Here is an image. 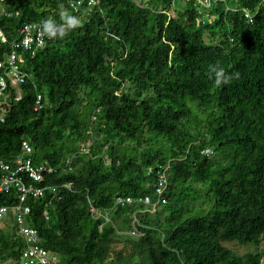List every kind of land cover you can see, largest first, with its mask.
<instances>
[{"label": "trees", "instance_id": "1", "mask_svg": "<svg viewBox=\"0 0 264 264\" xmlns=\"http://www.w3.org/2000/svg\"><path fill=\"white\" fill-rule=\"evenodd\" d=\"M69 1L0 0L1 52L25 22L66 33L25 54L21 98L8 88L0 122V158L27 140L53 169L44 183L57 190L28 200L41 244L58 264H264V0ZM5 226L0 264H19L23 241Z\"/></svg>", "mask_w": 264, "mask_h": 264}, {"label": "built area", "instance_id": "2", "mask_svg": "<svg viewBox=\"0 0 264 264\" xmlns=\"http://www.w3.org/2000/svg\"><path fill=\"white\" fill-rule=\"evenodd\" d=\"M97 1L87 0V3L92 6ZM198 1L205 6L212 4L211 0ZM69 4L78 10L84 4V0H70ZM244 11L245 16L252 21L253 15L250 11L248 9H244ZM15 15H19V12L16 11ZM4 41H6V36L0 28V122L5 120L7 104L12 100L8 88L10 86L17 87L25 79V74L21 69V64L26 59L25 54L35 55L39 49L43 48L46 44V34L43 31L42 22L30 21L20 27L17 37L11 42V47L6 53L1 52ZM15 98H21V93L19 92ZM41 107L42 97L39 94L36 109ZM34 152V147L30 142L24 140L21 150L11 162L0 158V193L14 192L16 197L15 201L0 205V219L9 217L15 225L17 235L23 241L19 264H58L60 255L43 246L38 229L27 223V217L32 211L28 200L43 196L49 190L55 192L58 188L56 185L44 183L45 174L53 169L48 162H35ZM167 170L168 167L160 165L157 170V179L153 183L154 193L157 194L158 202L161 203L167 201L164 193L168 183ZM147 172L151 173L152 168H149ZM63 185L70 187L71 183ZM138 200L148 204L151 198L150 195H146L139 197ZM115 201L117 205L125 206L134 202V197L117 195ZM90 209L95 213L96 209L92 203ZM101 227L102 225H100Z\"/></svg>", "mask_w": 264, "mask_h": 264}, {"label": "clouds", "instance_id": "3", "mask_svg": "<svg viewBox=\"0 0 264 264\" xmlns=\"http://www.w3.org/2000/svg\"><path fill=\"white\" fill-rule=\"evenodd\" d=\"M63 18L69 29H74L80 25V20L67 13H62ZM43 31L49 38L63 37L65 29L60 25L54 23L52 19H46L42 21ZM215 84L216 86L227 85L230 83L232 77L225 72L223 68H216L215 73Z\"/></svg>", "mask_w": 264, "mask_h": 264}, {"label": "rangeland", "instance_id": "4", "mask_svg": "<svg viewBox=\"0 0 264 264\" xmlns=\"http://www.w3.org/2000/svg\"><path fill=\"white\" fill-rule=\"evenodd\" d=\"M140 1V0H139ZM147 3V2H145ZM173 9H178V8H173ZM206 40H208V37H206ZM127 85V84H126ZM21 88L19 86L16 87L15 89V94L18 95L19 92L21 93ZM8 223V224H11L13 226V222L11 221V219L9 217H6L4 219H0V226L2 227H6L5 224ZM117 248H121L122 246H124L123 242L121 243H117L115 245ZM235 249L238 250V251H241V246H235ZM244 252V251H243ZM5 264H13V261H8V262H5Z\"/></svg>", "mask_w": 264, "mask_h": 264}]
</instances>
